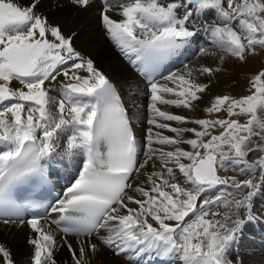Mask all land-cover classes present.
I'll list each match as a JSON object with an SVG mask.
<instances>
[{
    "label": "snow or ice",
    "instance_id": "obj_1",
    "mask_svg": "<svg viewBox=\"0 0 264 264\" xmlns=\"http://www.w3.org/2000/svg\"><path fill=\"white\" fill-rule=\"evenodd\" d=\"M90 2L70 0L78 9ZM39 4L0 0V212L20 214L11 198L15 186L33 178L49 183L48 167L61 155L63 139V156L84 157L51 208L73 264H89V252L105 250L130 264H240L233 249L257 220L254 204L264 183V146L250 147L254 138L264 140V70L250 77L249 94L215 96L203 109L206 118L158 105L195 112L209 88L199 78L221 69L161 70L198 34L223 54L221 61L227 55L246 63L264 50V0H103L107 38L147 81L151 116L143 143L116 86L76 50L75 32L65 35L38 14ZM113 8L120 20L108 14ZM201 53L215 55L207 48ZM250 154L261 159L250 163ZM141 170L146 179L137 184ZM229 170L236 175L224 174ZM26 223L37 234L29 240L32 264H57L51 225L40 217ZM68 236L87 239L77 249ZM0 261L14 264L2 245Z\"/></svg>",
    "mask_w": 264,
    "mask_h": 264
},
{
    "label": "bare ground",
    "instance_id": "obj_2",
    "mask_svg": "<svg viewBox=\"0 0 264 264\" xmlns=\"http://www.w3.org/2000/svg\"><path fill=\"white\" fill-rule=\"evenodd\" d=\"M112 1L113 0H109V3H111ZM14 2L20 5H27L31 3V0H14ZM97 2L98 0H91L90 6L87 9H78L74 7L67 0H40V4L38 5L37 12L38 14L47 17L48 21L51 24L59 25L62 28L64 34L66 35H70L69 33L75 30L74 32L76 33V36L73 39L74 47L85 58H91L94 61L96 67L109 77L112 83L116 86L118 92L121 94L125 107L131 109L130 107L133 104L131 103L132 100L129 101L128 97L132 95H137L138 97L137 99L136 98L135 99L138 100L139 102L136 101L135 103H137V105L140 104L143 110H145L142 104L144 103V100L150 102L149 95L147 94L148 90L146 86L143 84V81L140 78L139 79L137 78L138 76L136 75L137 73L135 69L116 49L115 45L107 38L102 23L101 21H99L101 19V15H100L101 8ZM108 14L111 16V18L115 20L121 19V17L117 15V9H113ZM100 30H102V32H100ZM67 31L69 32L67 33ZM198 48H199L198 46L192 44L186 50L185 54L182 57L170 62V67L166 70L165 75L168 74L169 72L183 73L188 68L192 67V65L198 64L196 63V60L199 62L200 58H198L196 52L193 55L194 51L196 49L198 50ZM214 53L215 54L217 53V55L220 56L218 52H214ZM200 55H206V54H200ZM233 63L234 62H232V64H230L229 66L233 67ZM248 64L250 65V67L248 65L247 68V71L249 72L250 71L254 72L259 68V60L257 57H255V59ZM175 66L178 67L180 66L182 67V69H173V67ZM211 66H213V64H211ZM244 67L247 66L244 65ZM232 73H230L228 69V71H226L223 76H221L222 74H219L218 75L219 78L216 76L213 77L216 79L215 81L219 80L220 82L219 83L215 82V84L213 85L214 91H212L211 93L212 95L215 93L222 92L219 84L223 83V80H225L224 77L231 78ZM59 79H63V77L62 76L58 77V80ZM161 82L166 83L164 81ZM210 92L211 91L208 90V92H205L204 95L201 94L202 100L196 102L199 105V107L196 108L195 112H191L188 109L177 108L171 105H158V106L162 110L171 112L172 114L194 116L197 118H206V114L203 111V109L209 106L210 102L208 103L209 100L207 98L208 96H210ZM166 98L176 99V97L174 96H166ZM143 113H144L143 114L144 119H141V121H136L133 113H131V115L129 114V118L132 123L134 133L137 136V139L141 143H143L144 137L141 136L142 134L140 132L142 129H146L147 127H149V125L147 124V120H148L147 118H148V114H151L148 111L146 113L144 111ZM171 123H173V126H176L174 122ZM163 134L169 136L174 135L170 132H167L166 130L163 131ZM185 135L186 137H190L191 134H185ZM62 140L61 142H63ZM60 145L63 144L60 143ZM64 147H66V145ZM182 147H185L187 149V146H182ZM59 148L61 149V146ZM57 152L62 154L60 150L59 151L57 150ZM65 158L66 156L61 157V155H58L54 163H57L58 165L60 164L62 159ZM83 159H84L83 156H73L70 158V160H67L63 164L66 165L67 162H69L73 167H76L75 168V170L77 169L75 171V175H76V172L81 167L82 164L81 162L83 161ZM60 166L62 167L61 164ZM144 172L145 170H143L142 172L139 184L143 183V181L146 179ZM144 186L148 187V185L146 184ZM257 203L255 201L254 204V210L258 211L256 217L259 218V220L261 219L264 221V204L260 205L259 203L258 204ZM54 219L55 218L52 217V220ZM252 223L246 226L239 245L233 249V254L236 256V259L240 262V264H245L244 258L251 264H257L258 261L252 262L253 260H257V259L260 261L262 260L260 264H264V240L257 239L256 234L258 233V229L255 226H253ZM41 224L47 225L46 222H41ZM46 230L52 231L53 234L56 236L55 231L52 230L51 227L50 229L46 227ZM36 235L37 234L31 230L30 225L28 224L0 222V240L9 246V249L12 250L14 256L13 259L16 261L20 262V261H24V259L30 258L29 256H31V252L29 251V247L27 246V240L29 236H31L32 239L35 238ZM57 236H56L57 248L54 250L53 253L55 260L57 261L58 264H73L67 247L61 246L64 236L58 233ZM67 239L69 240V242L73 244L74 248L78 249L80 240L87 238H78L75 236H69L67 237ZM248 241L250 243H248ZM91 243H98V240L95 239V237H93L91 239ZM245 246H247L246 249ZM85 247L87 248V245ZM246 254L248 256H246ZM86 259L89 261V264H130V262L126 258L116 257L108 250H105L96 255H92L89 252L88 255L86 256ZM153 264H156V261H153Z\"/></svg>",
    "mask_w": 264,
    "mask_h": 264
},
{
    "label": "rangeland",
    "instance_id": "obj_3",
    "mask_svg": "<svg viewBox=\"0 0 264 264\" xmlns=\"http://www.w3.org/2000/svg\"><path fill=\"white\" fill-rule=\"evenodd\" d=\"M205 19H207L209 23L211 22V17L210 16L209 17H206ZM71 30H73V29H71ZM74 31H71V33H73ZM68 32L69 31H67V33ZM100 32H101V30H100ZM71 33H69V34H71ZM198 40H199L200 44L202 45V47H201L202 49L207 48L211 52H216V50L212 47V45L208 41L207 36L204 35L203 38L202 37H198ZM201 48L198 51L201 52ZM200 52L198 53V58H200V61L198 62L196 60V63H198V64L192 65V67H190L191 69H197L200 66L201 67L202 66H208V67H213V68L219 67L221 69L219 72H216L212 77H208L207 78V76H201L199 78V80H198V82L208 83L209 84V88L206 90V92H208V90L211 91L210 92V96H208V98H207L209 100L208 103L215 96H217V95H226L227 94V95H231V96H233L235 98H240V97H242L244 95L249 94L247 92V88H248V81H249L250 77L252 75H255L256 73H258L259 71L264 70V50L258 51L256 55H250L248 57L246 63H241L238 60H236L235 58H233L231 56H227V55H225L223 61H221L220 60V56L223 55L222 53L220 54V56H218L217 53L214 56H212V55H207V54L206 55H200V54H202ZM255 57H257L258 60H259V68H258V70H255L254 72H251V71L249 72V71H247V68H248V65H249L248 63L252 62L255 59ZM211 58H213V59H211ZM216 62H219V63H216ZM232 62L235 63V64L233 63V67L229 66L230 64H232ZM211 64H213V66H211ZM243 64L246 65L247 67H244ZM249 67H250V65H249ZM228 69H229V72L230 73L233 72L232 75H231V78L230 77H224L225 80H223V83L222 84H219L222 92L221 93L220 92L219 93H215V94L212 95L211 93H212V91H214V89H213L214 86L213 85L215 84V82L216 83L217 82L218 83L220 82L219 80L215 81L216 79L213 78V77L214 76L218 77L219 74H222L221 76H223L224 73L226 71H228ZM209 80H211V81H209ZM13 86L14 87H20V85L17 82H15V81L13 82ZM202 95H204V94H202ZM137 97H138L137 95H132V96L128 97L129 101L132 100L131 103L133 105H131V107H130L131 109H127V110H128V114L131 115V113H133L134 118L136 119V121H141V119H144V115H143L144 113L143 112L144 111H145V113L147 111L149 112V106H147V105H149L150 102L144 100V103L142 104V106L145 108V110H143V108L141 107L140 104L137 105V103H135L136 101L139 102L138 100H136ZM149 115H151V114H148V118L146 117L147 119L150 118ZM220 116L224 117L225 114L224 113H221ZM239 119L243 123V122L246 121L247 118L246 117H240ZM136 125H137V123H136ZM146 129H142L141 130V132H140L142 134L141 136H143V137L145 136ZM61 144H63V145H60L61 146V149L59 148L60 147L59 146L57 148V150L58 151L60 150V152H62V154H63V151H64L63 148H65L64 147L65 146L64 141L61 142ZM257 145L264 146V140H258L256 138H254L253 141H252V143L250 144V147H252V148L255 149L257 147ZM182 146H187V145H182ZM139 159L142 160L143 159V156L142 155L139 156ZM248 159H249V162L250 163H256L258 160L261 159V155H251L250 154V156L248 157ZM142 172H143V170H141V175H142ZM224 174H226V175H236V172L229 170V171H227ZM259 176H260V173H259V171H257L256 176H255V180H256L257 183H261L260 180H259ZM239 178L240 179H246L248 177H246V176H240ZM139 182H140V178L136 181V183L139 184ZM263 186H264V183L263 184L261 183V194L255 200L256 203L258 202L260 205H263L264 204V188H263ZM259 209H260V207H259ZM257 214H258V211L254 210V215L257 216ZM257 219L258 220H255L256 222L254 221L253 223H255L256 225H258L260 234H264V221H260L259 218H257ZM30 239H31V236H29V238L27 240V246L29 247V251L31 252V256H29L30 258L28 257L29 259H24V261H20V262L13 259L14 256H13L12 250L9 249V246L8 245H6L1 240H0V245L6 247L10 251L11 257H12V259L14 261V264H32L31 257H32V254H33V248H32L33 246L29 243V240ZM248 243H250V242L248 241ZM246 248H247V246H245V249ZM235 251H236V249H235ZM244 260H245L244 261L245 264H251L245 258H244ZM256 261H258L257 264L258 263L260 264L262 260L260 261V260L257 259V260H253L252 262H256ZM0 264H2V261H0Z\"/></svg>",
    "mask_w": 264,
    "mask_h": 264
}]
</instances>
